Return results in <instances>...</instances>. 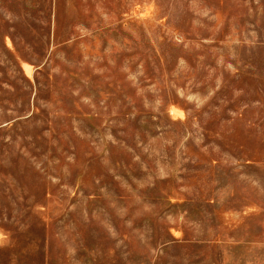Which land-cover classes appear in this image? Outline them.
Returning a JSON list of instances; mask_svg holds the SVG:
<instances>
[{"label": "rangeland", "instance_id": "374dc122", "mask_svg": "<svg viewBox=\"0 0 264 264\" xmlns=\"http://www.w3.org/2000/svg\"><path fill=\"white\" fill-rule=\"evenodd\" d=\"M0 264H264V0H0Z\"/></svg>", "mask_w": 264, "mask_h": 264}]
</instances>
